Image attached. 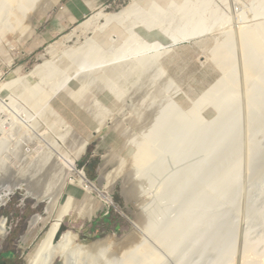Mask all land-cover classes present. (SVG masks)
I'll return each mask as SVG.
<instances>
[{"label":"rangeland","instance_id":"374dc122","mask_svg":"<svg viewBox=\"0 0 264 264\" xmlns=\"http://www.w3.org/2000/svg\"><path fill=\"white\" fill-rule=\"evenodd\" d=\"M6 1L0 0V11L11 17L8 31L0 32V164L31 170L49 161L53 142L75 159L80 141L88 139L75 159L88 182L78 188L69 171L56 184L46 179L40 203L30 185L5 180L0 262L26 264L68 195L61 231L73 234L80 250H70L66 264H197L195 250L178 262L200 230L189 218L209 201L217 204L216 191L237 174L238 185L228 187L235 194L224 202L235 204L226 217L231 228H247L264 213V0H49L39 20L34 14L45 0H26L33 10L24 18ZM229 34L239 41L226 47L233 51L228 72L213 63L209 50ZM43 63L49 66L41 73ZM224 78L217 99L203 97ZM149 116L162 132L144 161L128 167ZM150 229L154 236L144 233ZM176 231L183 237L178 232L173 238ZM139 241L140 263L134 249L126 259ZM174 243L181 247L173 249ZM214 250L207 249L203 263ZM230 252L223 258H233Z\"/></svg>","mask_w":264,"mask_h":264},{"label":"bare ground","instance_id":"6f19581e","mask_svg":"<svg viewBox=\"0 0 264 264\" xmlns=\"http://www.w3.org/2000/svg\"><path fill=\"white\" fill-rule=\"evenodd\" d=\"M50 4L51 3L49 2V0L48 1L45 0L43 6L34 14V17H36V19H38V20L41 19L46 14V12L51 8ZM6 8H10L9 10L15 9L20 14H22L23 18L27 15L28 12H31L33 10L32 9L33 6H30V8L27 7L26 0H17V2L15 0H7L6 1ZM5 13H7V14H5ZM0 14L1 15L5 14L3 16V18H5V19L4 20L2 19L3 20V25H2V28L0 29V32H2V34H3L4 32L8 31V30L5 31V28L6 27H7L6 29L9 28L8 21H9V18H11V17L9 16V12L8 11L6 12L5 8L0 11ZM100 14H102V12L98 13V14H96V16L95 15L94 16L98 17V16H100ZM112 17H113V15H112ZM114 18H115V16H114ZM120 18L121 17H119V19ZM93 21H94V19H93ZM9 25H11V24L9 23ZM10 28H11V26H10ZM226 29H227V27H226ZM220 30H222V29H220ZM224 36H226V35H224ZM224 36H223V38H224L223 40H220V38H219L220 41L214 42L215 44L211 43L214 46L213 47L209 46L210 49H211V50H209V52L211 51L210 58L212 59L213 63H215L216 65H218L220 67H223V69H226L227 68V64L230 63V61L232 60L231 59V55L233 53V51H231V52L228 51L227 52L226 51V47L227 46L230 47L231 46L230 44L237 45L238 42H236V41H239V38H236L235 35L233 36V35H230V34L227 35L226 37H224ZM176 38H178V37H176ZM66 42H67V40H66ZM53 45H51V46H53ZM74 53L75 52H73L72 54H69V55L72 56ZM76 53H77V51H76ZM75 55L76 54H74L73 56H75ZM47 66H49V63H43L42 65L39 66L37 71H40L42 73L41 70L44 71V69ZM229 66H228V69H226V70H228V72H229ZM145 67L147 68V66H145ZM226 70H225V72H227ZM109 72L111 73V72H113V70H106L104 73L108 74ZM248 72H245V73L247 75H249V73H253V72H249V73ZM251 75L252 74H250V77H251ZM244 76H245V74H244ZM248 77H246V78H248ZM249 79L250 78L246 79V81H249ZM244 82H242V83H244ZM227 83L228 82H226L225 78L221 79V81L218 82L217 86H215V88L209 94L203 95V97H210V98H212V97L214 98L215 97L217 99L220 96V93H222L225 90V87L227 86ZM6 87H8V85H6ZM214 100L215 99H213L212 101H214ZM198 104H200V103H198ZM220 105H222V104H220ZM100 115H102V114H100ZM168 120H170V119H168ZM143 124H144V126L142 125L143 128L138 132L139 135H137V137H135V139L137 141L135 139H133V143H131V144H134V140H135V144L134 145H137L136 147L138 149L136 156H134L132 158V160L130 159L131 161L129 162V166H128V167L132 166V168H134V169H136V165H139V164H141L144 161L143 158H144L145 154L148 152V149L150 148L151 145L153 146V144L157 141V139H159L158 136L162 132V128L157 126L155 118H151V116H149V118H147L145 123H143ZM98 131H99V129H97L95 131V133H97ZM87 140L82 139L80 141L81 142L80 143V148H79L78 152L75 153V159L79 158V156L82 153H84L85 148H86V146L88 144ZM126 140H128V139H126ZM51 145H52L51 146L52 153L50 155L51 157L49 156L50 157L49 161H48V158H47V160H45L44 163L42 161V163L40 165H38L37 167L32 168L31 170L29 168H28V170H21L16 165L0 164V209H2L6 205V201H4L1 198L2 193L7 188L5 186V183H6L5 180H10V182H14L17 185L21 184V183H26V184L30 185L31 187H33L36 190L35 193L38 194L37 195L38 196V202H40V203H43L45 201L44 195H46V190L48 188V184L46 185V183H44L46 181V179L49 180V182H51V184H56L58 181H60L63 178V176L67 173V171H69L73 175L74 174L77 175V177H78V182H77L78 188L81 187V189H83L82 186L87 185L88 180L86 179V177L83 174V172H80V171L76 170L75 159H71L65 153H63L61 148H60V146H58L56 143L54 144V142H53V143H51ZM152 151H153V149H151L150 153ZM148 155H151V154H148ZM154 156H155V154H154ZM263 157H264V155H263ZM37 159H38V161H40L39 158H37ZM246 159L247 160L245 162V167L248 168V166H251L250 162L252 160V157L250 156V157H247ZM263 163H264V161H263ZM248 169H250V167ZM248 169H247V171H248ZM125 171H126L125 173L128 174V175L124 174V176L127 175L126 176L127 177L126 180L127 179L130 180L129 177H128L129 175H131L129 173V169H128V171H127V169ZM242 171H243V169H242ZM237 172H235V173H237ZM249 172H250V170H249ZM239 174L242 175L241 172H239ZM134 175H135V170H134ZM236 176L227 177L226 182H224L225 180L223 181L224 185L218 191H216L214 189V191L218 192V193H216L217 194L216 195L217 196V201L215 200V202L217 204H212L209 201V204L207 203V205L204 208H203L204 204L202 205V208L204 210L203 209L202 210L199 209L200 210L199 212L196 210L195 214L193 213L194 215H192L191 218H189V219H191L190 225L198 226V227H200V230L195 232L196 233V234L194 233L195 235L193 234V236H194L193 238L191 237L189 248L186 247L187 249H185V250L182 249L180 251L181 255L179 257L180 259H178V262L185 263L187 261L186 258H188V255H191V254H189V252L190 251L194 252V250H195L196 251L195 254L198 255L197 259L199 257V260L196 259L197 260V264H204V263L205 264H264V213L262 212V210L260 209V212H262V213H258V215L256 214L258 216V218L254 219L253 221L251 220L250 221L251 223H250V225L248 224L247 228H244V226H243V228L238 227V228L234 229V226H233V228H231V226H230L231 223H228V221H230V220L227 221V219H226V217H228L230 212L232 211V210H230L232 206H233L232 209L234 211V205L235 204L234 205L233 204L224 205L225 204L224 202L225 201L227 202V197L231 196V195H229L230 192L233 193V191L229 192L228 187L230 185H232L233 187H236V185H238V184H236L235 179L237 178L236 180L238 182L239 181V175L237 174ZM242 177H243V175H242ZM132 181L133 180L131 179L130 182H132ZM134 183H136V182L134 181ZM51 184L49 183V186ZM137 184H136V186H137ZM131 186H132L131 187L132 190L136 189L134 184L131 185ZM86 187L90 191H92V187H93L92 185L86 186ZM236 190H238V188ZM238 191H234V192H236V195H237ZM234 194L235 193H233L232 195H234ZM198 196L199 195H197V197ZM70 199H71V197H70V195H68L67 199H66V204L63 206V208L60 209V211L56 215H54L53 223H51L48 226V228L44 232V235L40 238L38 243L30 251V253H29L28 257H27L26 264H55L56 261H58V260H61L63 264H66V262H68L67 253L70 250H80V249H78L79 247H76L74 245L75 238H74L73 234H70L68 232L64 233L63 231H61V222H62L63 217L67 213L66 210L69 209ZM203 200H205V198ZM231 201H229V203H235V201H233V202H231ZM223 205L225 206V208H224ZM259 205H260L259 206L260 208L263 207V206H261L262 204H259ZM263 205H264V202H263ZM255 207H253V208L255 209ZM200 208H201V206H200ZM223 208L226 211H224ZM188 214H190V213H188ZM188 214H187V216H188ZM191 214H192V212H191ZM238 215H239V213H238ZM236 217H238V216L236 215ZM174 218H176V217H173V219ZM250 218H252V217H250ZM178 219L177 218L174 219V222H175V220H177L176 222L178 224H180L178 221H180L182 223V220L181 219L178 220ZM218 219H219L220 222L218 221ZM38 220H39V218H37V220L34 221L33 223L37 222ZM183 220H184V218H183ZM234 220L236 221V219H234ZM185 221H187V220H185ZM216 221L219 222V225L221 226V229H220V227H218ZM226 221H227V224L225 226L222 225V222H226ZM231 222H232V220H231ZM237 222L239 223V221H237ZM183 223H182V225H184ZM182 225H178L179 226L178 229L179 228H183L184 229L185 227H180ZM232 225H233V223H232ZM205 226H206L207 231L205 230ZM6 227H7L6 219L5 218H1L0 219V240H3L5 238V236H7L6 235V232H7L6 231L7 230ZM168 228L169 229L173 228V226L172 227L170 226ZM188 228H190V226H188ZM188 228H187L186 233L190 230ZM159 229H161V228H159ZM191 229H193V227ZM254 229H256V233L252 236V232H253ZM151 230L152 229H150L148 232H144V233L145 234L148 233L150 236H154L155 232L153 231L154 232L153 233V232H151ZM194 230H195V227H194ZM166 231L167 230L165 229V232ZM178 232L179 231H176V235L173 234V238H174V236L177 237V236L181 235V232H179L180 234L177 235ZM162 236H165V233ZM167 236H168V239H172L171 238V234H170V236H169V234H167ZM176 237H175V240L173 239V242L176 241V239L178 238V237L177 238ZM180 237L181 238L183 237V233H182L181 236H179V239H180ZM177 241H179V240L177 239ZM171 242L172 241L170 240L169 244H171ZM167 244H168V242H167ZM171 245H172L171 246V248H172L173 247V243ZM174 245H177V243H174ZM177 247H181V246L177 245L173 249H176ZM231 247H234V249L233 248L231 249ZM208 248H213L215 250L212 252L210 259L207 260V263L206 262L203 263L202 259L204 258V255L207 252ZM87 249H90V248H87ZM133 249L135 250V254L137 255V259H138L137 263H140V261H139L140 258H141L140 257V250H141V242L140 241L137 244H135L133 246V248H129L128 249V251L126 253V259L130 258V256L132 255V250ZM88 251H89V254H90V258L93 259L94 255L92 254V249H90ZM226 251L227 252L231 251L230 254L232 253L234 255V257L233 258H228V257L223 258V255H224V253ZM126 264H132V262L131 261H126Z\"/></svg>","mask_w":264,"mask_h":264},{"label":"flooded vegetation","instance_id":"af4514ba","mask_svg":"<svg viewBox=\"0 0 264 264\" xmlns=\"http://www.w3.org/2000/svg\"><path fill=\"white\" fill-rule=\"evenodd\" d=\"M0 264H6V263H4V262H0Z\"/></svg>","mask_w":264,"mask_h":264}]
</instances>
